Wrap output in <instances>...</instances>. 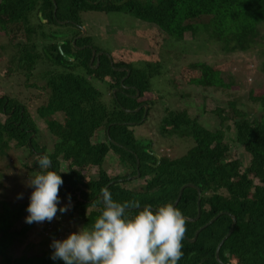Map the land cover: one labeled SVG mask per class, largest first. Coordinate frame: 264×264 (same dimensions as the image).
Wrapping results in <instances>:
<instances>
[{"label": "trees", "instance_id": "16d2710c", "mask_svg": "<svg viewBox=\"0 0 264 264\" xmlns=\"http://www.w3.org/2000/svg\"><path fill=\"white\" fill-rule=\"evenodd\" d=\"M91 11L127 13L147 23L148 29L143 25L134 34L156 44L158 60L127 59L121 48L112 55L93 46L87 35L78 38L83 27L81 15ZM13 28L21 29L25 39L8 46L6 58L15 77L4 78L8 87L0 84V157L7 150V165L21 163L19 157L13 159L18 150H24L36 164L38 156L47 154V131L53 141L49 170L60 172L64 181L60 196L75 200L72 212L80 217V229L91 228L102 214V189L107 188L116 202L134 200L140 208L158 209L173 205L181 188L192 184L195 188L186 187L175 207L186 218L194 219L198 189L200 216L195 222L187 221L184 255L178 264H219L216 248L228 234L232 217L236 224L220 248V261L264 264V92H250L246 102L230 99L210 111L190 109L193 95L183 92L178 101L183 106L170 110L164 120L159 117L157 134L138 136L134 130L150 119L155 97L161 96L160 84L176 86L161 64L166 57L162 42H181L187 49L188 43L194 45L192 41L202 34L204 41L217 40L222 49L227 43H234L235 51L262 47L264 72V0H0V33L4 31L0 40L6 41ZM92 51L96 55L90 65ZM96 62L98 66L93 68ZM161 69L166 78L159 76ZM198 69L192 75V70ZM180 72L185 87L200 84L220 90L234 85L233 79L223 83L221 78L228 75L222 76V69L214 71L198 62L182 67ZM93 81L102 84L98 87ZM33 90L45 94V103L34 100L35 93L26 95ZM172 98L177 105V97ZM203 111L219 120L221 128L208 129L207 117L202 124ZM158 131L165 133L166 139L172 140L173 135L186 139L185 153L172 157L167 149L160 153L152 150L150 137H158ZM230 131L236 147L250 157L242 176L237 172L240 160L226 164L228 147L223 149V142ZM217 147L225 154H214ZM67 160L70 163L63 171L62 161ZM116 168L120 174L115 173ZM87 171L97 176H84ZM135 184L140 185L141 192ZM28 205L24 203L21 210L0 202V232L5 235L0 255L5 264H27V260L31 264H64L47 253L12 258L7 252L14 241L21 244L29 231H11L28 213ZM138 211L131 208L126 217L133 218ZM199 229L195 241L190 242Z\"/></svg>", "mask_w": 264, "mask_h": 264}, {"label": "rangeland", "instance_id": "374dc122", "mask_svg": "<svg viewBox=\"0 0 264 264\" xmlns=\"http://www.w3.org/2000/svg\"><path fill=\"white\" fill-rule=\"evenodd\" d=\"M8 17V15L4 16V18ZM81 19L83 24L82 28L85 29V35L90 38L93 46L100 48L103 52H111L113 55L121 48L124 58L127 59H129V57H135L140 60H153V62L158 60L156 44L149 42V40L147 41L145 37L138 38L134 34V32L143 25H145V29H148V26H146L148 25L147 23L137 20L130 14L121 12H84L81 15ZM3 32L0 34L4 35ZM9 33L10 36L6 41H4L3 38L0 40V84L5 85L6 87H8V82H6L4 78L12 80V78L15 77V74H13L14 72L8 64L6 58L11 48L8 46L21 43L25 39V35L21 29L13 28ZM130 33L134 35H131ZM192 43L195 44L192 45L188 43L187 49H185V47L183 48V44H181V42H174L171 44L168 41L167 43H161V47L166 55V57H163V61L161 62L162 67L168 70V77L171 80H175L176 86L175 89H173L174 85L169 83L160 84V86H163L159 92L161 96L155 97V105L151 109L150 119H148L145 124L136 126L134 129L138 136L157 134L156 129L161 127V124H159V117H162V120H164V117H168V112L170 110L178 108L176 106H183L178 102L180 101L179 98L183 92H191L193 95V100H189L191 104L190 109L194 110L195 107L201 109V107H203V109L208 111L212 110V108L222 106L223 103H226L230 99L236 100V98H240L246 102L245 97L248 96L250 92H264V72L261 71L263 59L260 56L262 47H254L253 49L250 47V49H240L235 51V44L227 43L222 49V45L218 43L217 40L204 41L202 34H198ZM152 46H154V48H152ZM159 56H161V54ZM193 62H198L200 65H205L209 68H214V71L222 69V76L228 75L226 78H221L220 76L221 80L224 78V80H222L223 83H225L227 79H233L234 85L230 87V89L220 90H214V88H204V85L200 84L185 87L182 79L183 74L180 70L182 67ZM161 71L162 73L159 76L166 78L164 70L161 69ZM199 71V69L197 72L192 70V75L198 73ZM92 83L96 84L98 87L102 84L100 82L96 83V81H93ZM21 85L23 88L26 87L24 80L21 81ZM101 90L102 89H100V91ZM39 92L40 91L38 90H33V92L28 91L26 95L28 96L35 93L37 98H32L34 100H38L39 104L45 103V94L42 92L40 94ZM172 97H177L176 101L179 104L176 103L177 105H174L175 99ZM204 97H207L208 100H202ZM36 105L37 104L35 103V105L33 107L31 106V108L33 109ZM31 113L33 114V117L36 116L34 110H32ZM228 113H231V111ZM202 116L203 117L200 120L202 124L204 123L203 119L205 120L206 117L209 119L208 121H205L208 129L211 130L220 127L219 120H215V118L211 119L204 111ZM45 134V140H47L46 152L47 154H50L53 141L51 140V137L48 136L47 131H45ZM233 134L234 133L231 131L228 132V139L223 142V149L228 147V153L225 154V151H222L223 149L221 147L220 149L217 147L214 154L218 156L225 154L227 158L226 164L230 163L232 160H240L242 165L238 167L239 169L237 172L240 176H242L246 172L250 157L249 155L244 154L240 148L236 147L237 144ZM150 138L153 140L152 150L157 153H160L162 149H167L168 151L166 150V153L172 157H179L185 153L186 139L173 135L172 141L169 138L166 139L165 133L160 134L159 131L158 137ZM102 143H104V140ZM6 151H2V157H0V202L8 204L11 208L21 209L20 207L24 203H30V195L33 191L32 187L27 186V182L29 178L38 173L40 169L39 166H36L37 163L34 164L32 158H30L28 154H25L24 150H18L16 155L13 157V159L19 157L21 161L20 164L18 163L15 167L10 164L7 165L5 155ZM22 153L24 154L23 156H21ZM68 163H70V160L62 161L63 171L67 170ZM112 164V168H115L116 165H114V161ZM227 170L230 171L231 167H228ZM87 172H84V176L86 177L97 176L96 173ZM115 173L120 174V169L116 168ZM224 174L226 177L233 176L231 173ZM221 176H217L216 178H220ZM254 181L258 186V180L254 179ZM135 189L139 192L142 191L140 185L138 184H135ZM21 194L22 198H20ZM68 197L69 196H60L58 208L69 204ZM74 205L75 200L71 197L70 210L63 214L57 212L56 218L51 222L45 221L43 223L34 222L32 224H28L25 222V218L29 215V213H26L19 221L14 223L11 231L20 232L25 228H29V231L26 233L24 238H22L23 241L21 244H18L17 241L12 243V247L7 251L9 255L12 258H24V254H27L30 258L35 256L40 257L45 253L52 255L54 249L51 248L50 245L52 244L53 239L63 240L66 239L69 234L80 230V217L78 214L72 212ZM4 245L5 235L0 232V253L4 252ZM3 258L4 257L0 255V264H5ZM26 262L27 264H31L30 260H27Z\"/></svg>", "mask_w": 264, "mask_h": 264}, {"label": "clouds", "instance_id": "9594fccd", "mask_svg": "<svg viewBox=\"0 0 264 264\" xmlns=\"http://www.w3.org/2000/svg\"><path fill=\"white\" fill-rule=\"evenodd\" d=\"M36 163L40 171L27 182L33 188L26 209L28 224L51 222L58 211L63 214L71 207L69 196V204L58 208L64 181L60 172L49 170V155L38 156ZM99 199L103 211L92 227H83L63 240L53 239L51 259L64 264H178L182 259L187 219L181 210L171 203L152 209L140 208L134 200L116 202L107 188ZM131 208L139 211L127 218L126 211Z\"/></svg>", "mask_w": 264, "mask_h": 264}, {"label": "water", "instance_id": "95a60500", "mask_svg": "<svg viewBox=\"0 0 264 264\" xmlns=\"http://www.w3.org/2000/svg\"><path fill=\"white\" fill-rule=\"evenodd\" d=\"M81 32H82V33H81V35H80L78 38H81V37H83V36L85 35V29L81 28ZM73 44H74V41H73ZM95 55H96V54H95V51H92V58H91V60H90V62H89L90 65L93 63V61H94V56H95ZM99 55H100V54H98L97 56H99ZM65 58H66V60H69V61L72 60V59H69V58H67V57H65ZM97 66H98V62H96V66H95L94 68H97ZM137 95H138V94H137ZM136 111H137V110H136ZM186 187H193V188H195V186H193L192 184L184 185V186L181 188V190H180V192H179V194H178L177 200H176V201L174 202V204H173L174 207L177 205V203H178V201H179V199H180V197H181L182 191H183ZM197 192H198V199H197V205H198V207H197V216H196L194 219L186 218L187 221H189V222H195V221H197V220L199 219V216H200V208H199L200 191L197 189ZM100 201H101V200H100ZM101 202H102V201H101ZM216 218H217V217H215L214 219H212V220L209 222V224L212 223ZM235 224H236V220H235L234 217H232V225H231V228H230L228 234L225 236V238L219 243V245H218L217 248H216L215 257H216V260H217V262H218L219 264H223V263L220 261V259H219V251H220V248H221L223 242H224V241L230 236V234L233 232ZM199 231H201V229H199V230L194 234V237H193L192 239L189 240L190 242L195 241V239H196L197 234L199 233Z\"/></svg>", "mask_w": 264, "mask_h": 264}]
</instances>
